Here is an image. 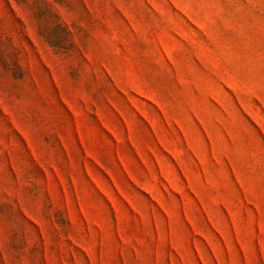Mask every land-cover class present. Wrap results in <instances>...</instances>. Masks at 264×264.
Segmentation results:
<instances>
[{
  "label": "rangeland",
  "instance_id": "obj_1",
  "mask_svg": "<svg viewBox=\"0 0 264 264\" xmlns=\"http://www.w3.org/2000/svg\"><path fill=\"white\" fill-rule=\"evenodd\" d=\"M0 264H264V0H0Z\"/></svg>",
  "mask_w": 264,
  "mask_h": 264
}]
</instances>
